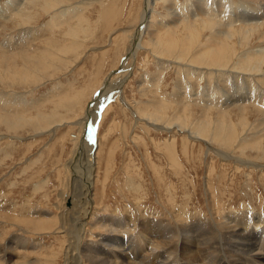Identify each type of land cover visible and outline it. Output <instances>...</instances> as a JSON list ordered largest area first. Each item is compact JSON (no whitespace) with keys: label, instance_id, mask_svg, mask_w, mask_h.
<instances>
[{"label":"rangeland","instance_id":"374dc122","mask_svg":"<svg viewBox=\"0 0 264 264\" xmlns=\"http://www.w3.org/2000/svg\"><path fill=\"white\" fill-rule=\"evenodd\" d=\"M147 4V0H0V44L18 39L22 50L7 53L0 47V112L25 119L11 130L0 119V243L3 246L17 234L28 240L25 246H36L28 252L19 243L9 264H63V238L55 233L61 191L58 168L72 152L73 135H79L80 128L86 135L90 124L78 121L88 115L85 110L98 92L96 102L114 91L98 112L94 214L115 213L119 223L125 216L173 224L191 213L216 220L208 211L212 205L220 221L235 212L264 213V165L263 171L258 169L264 164V43L259 41L264 22L248 39L233 36L220 43L226 53L232 52L225 61L217 59L220 66L245 77L236 80L240 89L235 95L230 77L201 67H216L204 61L216 52L209 29L194 36L196 30L187 32L182 25L168 39L165 34L175 19L200 24L204 16L223 23L235 18L232 26L238 29L241 16L232 9L240 2L157 0L149 16L158 29L155 35H150L153 26L140 24ZM244 5L251 15L264 12V0ZM198 10L205 14L193 17ZM16 25L30 33H19ZM138 30L139 47L132 55L129 40ZM32 61L41 63L39 71L34 72ZM103 82L107 92L98 89ZM240 91L249 94L238 98ZM141 117L159 124L181 121L214 149L201 137L159 130ZM216 148L227 151V159L220 158ZM208 194L214 197L213 204ZM117 228H123L121 223ZM104 232L90 228L86 238L97 242V235ZM102 246L93 247L109 258L110 250Z\"/></svg>","mask_w":264,"mask_h":264},{"label":"bare ground","instance_id":"6f19581e","mask_svg":"<svg viewBox=\"0 0 264 264\" xmlns=\"http://www.w3.org/2000/svg\"><path fill=\"white\" fill-rule=\"evenodd\" d=\"M147 1H148V4H147L148 6L145 7L143 10V13H142L143 16L141 17L140 24L141 25L144 24L143 25L144 27H146L147 24L149 25V27L153 26L154 28L151 30L150 35H155L158 29L156 25L151 24V21H149V16L151 14L150 13L151 6L154 3H156L157 0H147ZM228 1L231 2L232 0H228ZM237 1L240 2V5L236 6L239 8L232 9V10H236L238 11V13H240L241 17L238 18L239 20L236 19L238 20L237 26H239L238 27V29L240 28L239 30L237 29L236 26L235 27L232 26V23L236 22L234 20L235 18L232 19V17L229 16V19L231 18L232 21H227L223 23V21L222 22L218 21V19L206 18L207 16L206 17L204 16L201 18L202 20L200 24L199 22H196V20L190 19V21H186V22H181L182 20L177 22L178 19H175V23L174 21H172L171 22L172 25L168 27V30L170 31H168L165 34L166 35L165 38L168 39V37L172 36V34L175 31H178L176 29L182 25H185L184 30H186L187 32L189 31L192 32L193 30L194 31L196 30L194 32L195 34L194 36H196L198 33H200L203 30L206 31L209 29L211 33L213 34L211 35L210 33V35L212 36L211 38L212 43L210 46L213 48L216 47V52L207 54L204 61L205 63H208V64L214 63L216 67L211 66V65L210 66L202 65L201 67L213 68L214 71H217V72L220 71V73L224 74V76L230 77L232 80L231 83H232V87L234 90L233 94L235 95L239 93L238 91L240 89V86L236 83V80L238 78H242L245 81V77H244V74L239 75L240 73L239 72L237 73L232 67L227 68V67L220 66L222 65V61H220L221 62L220 63L218 62L217 59H224L225 61V59L229 57V54L232 53V52L226 53L225 51L227 48L222 49L220 43L224 42L227 37L230 38L233 36H239L240 38L243 37L244 38L243 40L248 39L249 37H251L252 33L257 30V28H260V26L263 25V22H264V15H260L264 13L263 11L262 13L259 12V15H253L254 12L251 15V10L249 12V9L247 7L245 8V5H244L246 4L248 0H236V2ZM259 8H261V6ZM246 10H248V13ZM197 12H199V10L196 12L193 11L194 13L192 14L193 17L195 14H197L196 16H198V14H201L202 10L199 13ZM204 14L205 13H202V16ZM228 14H230V12H228ZM249 14L251 16H248ZM17 28H19L18 30L19 33H24V35L30 33V29L26 28L25 26L24 27L17 26ZM245 33H246V36H245ZM139 35L140 33L138 30L136 35H133L130 37L129 41H130L131 48L129 50V53H131L132 55H134L133 52H135V50H137V48L139 47L138 46L139 45V42H138ZM156 37L157 35L154 38L155 41L157 40ZM17 40L18 39H16V41L5 40L0 44V47L5 49V50L2 49L3 51L7 50V53L13 50L19 51L20 46ZM259 41H261L260 43H264V34L260 36ZM42 52H44V50H42ZM4 55L7 56L10 54H4ZM214 55H218V57ZM5 56H3V58ZM35 56H38V55H34V57ZM46 56H47V53H46ZM46 56L44 55L43 57H46ZM11 59L12 58H10V60ZM129 59L131 60V57ZM4 60L1 59V62ZM26 61L28 62L29 60H26ZM191 61L193 63H197L196 59H192ZM34 62L33 61L30 62V64L34 65ZM20 64H22V66L20 67L25 66L21 62ZM40 64L37 63L36 65H34V67H32L34 72H37L40 70V69H37L39 68ZM197 65L199 66L198 63ZM35 66L37 67L35 68ZM20 67L19 69L21 70ZM195 67L197 68V66ZM16 69L17 68H15V70ZM22 72L19 75L24 74ZM6 78H5V81H6ZM125 79L126 78H124V80ZM104 84H105L104 82L101 83L98 89L102 88ZM104 87L102 88L103 91L107 92L108 89L105 90ZM117 90L119 91V89H116V91ZM113 93L114 91L107 94L106 97L104 96V98H101L100 102H96L97 97L99 95V92H98V95H95L92 99L93 101L91 102V106L89 107L90 109L85 110V112L88 115H86V117H81L79 119L80 120L78 121L79 125H81L82 123L86 124V126L87 124H90V126L88 125L90 128L93 125V121H96L100 115L98 114V117H97V114L95 113L96 108H98V105L102 101L104 102V105L107 104L110 96L112 97ZM248 94L249 93L242 94L241 92V94H238V98L247 96ZM141 118L144 119V121H146L149 124L152 123L153 126L157 124L156 127H159L160 128L159 130H165L168 132L172 130L174 131L176 130L178 132L185 131L186 135L191 138L199 139V137H201L196 132L192 131L187 125L182 123L181 121H175V122L172 121L169 124H159V123L153 122V120H155L154 118H148V117H141ZM0 119L2 120L0 121L3 124V126L5 125L8 130L15 129V127L20 126V124L23 121H25L24 117L14 115L13 112L11 114L6 113L3 110L0 112ZM95 123H96L95 127L97 130V127L99 125L98 121H96ZM81 131L82 130L80 128L79 135L75 134L71 138L72 143H73L72 152L70 153L68 159L65 162H63L58 168V172L60 173L59 180H60L61 191H59L60 193H58L59 198L56 203V208L58 209V212H57L56 220H55V223H56L55 233H58L63 238V248H64L63 264H85L86 262H89L90 264H264V213L255 214L253 212H242V211L238 213L235 212L234 214L229 213L232 215L230 216L227 215L226 217L223 216V219L220 221L218 220V218L220 219V215L218 217L217 213H215L218 211V209H216L215 205H212L209 207L210 210L208 211H211L214 214L216 220H213L211 218H206L203 216L200 217L198 215L195 216L194 215L195 213L194 214L191 213L192 216H190L191 214L189 215L190 219L188 216L187 217L183 216L182 220L175 221L173 224H163L164 222L159 221L160 219L155 220L153 217L148 218V219L137 218L136 220H132L130 217L122 216L124 218L120 217L122 219V220L120 219V223L123 226V228H125L124 231H122L123 228L121 229L117 228L118 224L120 225V223L117 222L116 220V217L118 216L116 217H114L115 215L113 216V214L115 213L111 215H102V216L98 214H94L93 212L94 207L91 205H92V202H95V198L93 197V192H91V190L94 188V184L96 180V173H95V169L97 168L96 157L99 159L98 152H97V156H95L94 150L98 146L99 142H98V138L96 139V135H97L96 131L94 134V138L91 136H88L87 133L86 135H83L84 133L81 134ZM201 138L203 139V137ZM203 140L206 142L208 147L211 148L210 143L206 139H203ZM253 145H254V142H253ZM211 149H214V148H211ZM216 151L219 152L220 155L218 156L220 158L227 159L228 157V154L226 153L227 151H221L217 148H216ZM237 161L242 162L243 160H240L239 158H237ZM245 163H247V161ZM262 165L264 164L259 165L258 167L259 170L263 169ZM207 182L205 181V186H207ZM208 196H209V202H211L210 199L214 197L213 196L210 197L209 194ZM1 205H0V208H2ZM210 214L208 217H210ZM193 216L196 218H194ZM94 227L102 228L103 230H105L104 233H100L97 235V238H98L97 242H95V240L88 241L86 238L87 233L89 232L90 228H94ZM103 237H105V239L102 240L101 238ZM27 241L28 240H25L22 237L17 236V234L16 235L13 234L10 237L8 242L3 243V246L0 243V264H9L12 257L14 258L17 255L16 253L20 245L19 243H23L20 249H25L28 252L33 248L36 249V246H32V245L25 246V244H28ZM95 244L100 245V246L102 244L103 246L107 247L110 250L109 258L103 257V255L102 256L99 255L96 248L93 247Z\"/></svg>","mask_w":264,"mask_h":264},{"label":"water","instance_id":"95a60500","mask_svg":"<svg viewBox=\"0 0 264 264\" xmlns=\"http://www.w3.org/2000/svg\"><path fill=\"white\" fill-rule=\"evenodd\" d=\"M122 58H123V57H122ZM122 58H121V59H122ZM103 105H104V102L102 101V102L98 105V108H96L95 113L97 114V117H98V112L100 111V109L102 108ZM96 121H98V118H97ZM96 121H95V122H96ZM95 126H96V123H95ZM95 131H96V127L93 128V125H92V126L87 130V134H88V136H91V137L94 138Z\"/></svg>","mask_w":264,"mask_h":264},{"label":"snow or ice","instance_id":"6c2138e0","mask_svg":"<svg viewBox=\"0 0 264 264\" xmlns=\"http://www.w3.org/2000/svg\"><path fill=\"white\" fill-rule=\"evenodd\" d=\"M95 127V121H93V128Z\"/></svg>","mask_w":264,"mask_h":264}]
</instances>
